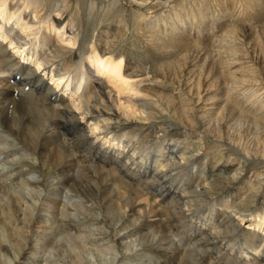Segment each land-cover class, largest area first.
<instances>
[{
  "label": "bare ground",
  "instance_id": "obj_1",
  "mask_svg": "<svg viewBox=\"0 0 264 264\" xmlns=\"http://www.w3.org/2000/svg\"><path fill=\"white\" fill-rule=\"evenodd\" d=\"M59 2L0 0V264H55L58 250L60 264H94L87 261L93 250L110 255L97 264H264V171L250 167L257 157L243 155L241 162L230 155V145L213 128L217 123L205 121L204 115H196L201 128L194 130L189 122L182 126L183 137H193L195 144L158 139L165 127L154 122L163 113L158 100L119 95L123 90L151 92L129 82L140 76L139 63L123 67L121 56L106 57L113 40L104 36L98 41L104 58L91 44L90 52L78 55L72 65L65 43L75 45L80 34L74 21L63 24L54 18L51 12L61 14ZM150 25L153 32L158 29L157 23ZM155 36L157 45L163 42ZM223 37L213 42V57L228 71L232 90L251 91L258 85L246 78L249 70L237 71L241 63L229 50L231 40ZM126 129L153 132L156 142L145 149L138 142L145 137L121 133ZM6 132L21 149L35 152L43 166L47 160L54 166L43 175L51 179L50 192L35 193L44 198L39 206L22 202L26 188L40 190L41 177L17 169V145ZM211 155L218 160L208 168ZM111 178L119 186L110 189ZM245 179L248 189L242 194L237 187ZM124 182L130 183L128 189L121 187ZM89 198L99 209H115L117 216L101 226L92 222L96 236L83 237L84 222L73 212L84 206L81 199ZM258 201L261 206L255 209ZM245 214L253 218L242 228L250 217ZM75 239H80V251L63 252Z\"/></svg>",
  "mask_w": 264,
  "mask_h": 264
},
{
  "label": "rangeland",
  "instance_id": "obj_2",
  "mask_svg": "<svg viewBox=\"0 0 264 264\" xmlns=\"http://www.w3.org/2000/svg\"><path fill=\"white\" fill-rule=\"evenodd\" d=\"M59 1L61 14L56 16V12H51L54 18L57 17L63 24L68 23V21H74L80 34L75 45H67L65 43L68 50L66 56L71 55L73 57L72 65L76 66L78 55H86L90 52L91 49L88 46L94 44L95 47H98V41L106 37H108L109 41L113 40L107 46V52L112 51L105 54L106 57L110 55H113L114 58L121 56L123 58V67L125 66V62L130 65L132 63H139L140 76H137L138 78H131L132 80H129V82L138 83L136 84V89L138 88V90H147L150 88L148 90L151 92L143 95L138 91L134 93L129 90H123L121 91L122 94L120 93L119 95L121 97H136L144 101L158 100L157 105L163 110V113L154 122L156 123L155 125L160 124L165 126H163V133L158 132L156 134L158 139L165 138L168 143H182L187 141L188 144H195L196 139L194 140L193 137V139L183 137L185 135L184 130L186 129L182 126H185L183 124L189 122L194 127V130L199 129L202 124H200L201 120L197 116L204 115L206 118L208 117L205 121L211 119L213 124L217 123L213 128L215 127L214 130L222 135V139H224L226 144L230 145V155L234 157L238 155L241 162L247 156L252 159L257 157L254 159L252 165L250 164V167L264 171V108H262V106L264 107V0ZM41 7L44 13V4ZM45 10L49 11V7H46ZM152 23L153 25L156 23L158 25V29L155 32H153V28L150 25ZM172 28L178 29L180 33L174 36L171 34ZM153 33L156 35L155 37L161 38L163 42L157 45L155 42L156 39L152 38ZM222 33H224L223 38H226V42L231 40L227 44L229 50L233 53L237 61L241 63L237 71L249 70L250 76L248 75L246 78L253 80L258 85L251 91L246 89H242L241 91L232 90L235 84L229 80L230 77L227 75L228 71L226 68H222L220 64L221 60L213 57V42ZM173 36L183 43L177 40L173 42ZM180 37L181 39H179ZM79 40H81L82 45L78 44ZM151 43L156 45H152ZM79 45L81 46L80 49L77 48ZM96 49L100 54L102 50L99 47ZM100 56L103 57V54H100ZM252 73L255 74L252 75ZM151 83L155 87L154 85L149 86ZM109 85L111 86L112 84ZM116 85H119V83H116ZM113 87L112 85L111 89ZM230 90L233 92L232 95L228 93ZM113 91L116 92L115 89ZM114 96L116 97L117 94L114 93ZM154 96L155 98H153ZM1 130L0 127V132ZM121 133L136 134V138L138 139L145 137V139L138 140L141 146H145V149L149 148L146 147L149 144L151 146L156 142L152 141L153 132L147 133L139 132L135 129H126ZM4 134H7L6 136L10 138L13 145H17L15 146L17 147L16 153L13 155L16 160L15 165L18 167L17 169L22 170L27 176L39 174L41 177L38 180L40 190L37 188L32 190L31 188H26L25 192L20 195L22 202L26 206H29V208L32 205L39 206L44 199H41V197L51 190L47 187V183L51 179L49 178L45 181L43 175L49 170H54V166H51L48 160L44 161L45 164L43 166L35 152H28L21 149L22 146L13 136L7 132ZM234 137L235 139H233ZM149 141L151 142L149 143ZM56 144V146L62 145L60 142ZM140 149H143V147H139ZM212 156L207 161L206 165L208 168H212L218 160V156ZM204 161L206 162V159L203 158L202 164ZM247 176L246 174L242 177L244 179ZM113 180L111 178L107 182L110 189L116 188V185L119 186L118 182L116 183ZM54 183L55 185L59 184L57 180H54ZM127 185H130V183L124 182L121 187L124 189ZM128 187L126 188L128 189ZM237 189L242 190V194H244L248 189L247 180L245 179L243 183H240ZM38 192H40L41 197L35 194ZM81 203L84 206L78 211L75 210L73 216L75 219L84 222V225L81 226V236L83 237L97 233L94 229L96 227L90 226L92 222H97L98 226H101L109 222L113 223L117 216L115 209L112 211L111 209L97 208L96 202L91 198L88 200L81 199ZM260 206L258 201L255 209H259ZM88 208H92L93 211L89 212L87 210ZM198 209L197 214L203 207ZM77 213H80V216ZM246 215L250 217L247 219L248 221L242 223V228L250 223L251 217L253 218L252 214ZM106 217L108 221L105 220ZM120 232L117 229V234H120ZM131 239L134 240V238ZM63 241L64 238L62 239ZM79 241L80 239H75V242L73 241L72 243L73 245L68 244L63 247L64 249L62 248V251L64 252L65 250V253L67 251L71 252L77 247L74 252H79ZM58 252L59 250L52 257L55 264H60V253L58 254ZM107 252L101 253L93 250V254L89 255L91 258L88 256L87 261L97 264L99 260L103 261L101 259H109L110 255L105 254ZM149 254L150 251H148L147 255ZM96 258H98V261ZM139 262L143 263L142 260Z\"/></svg>",
  "mask_w": 264,
  "mask_h": 264
}]
</instances>
